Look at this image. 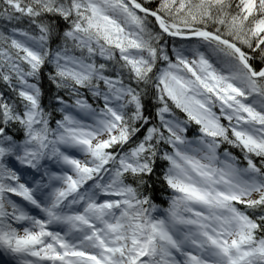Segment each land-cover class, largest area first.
I'll return each mask as SVG.
<instances>
[{
  "label": "snow or ice",
  "instance_id": "6c2138e0",
  "mask_svg": "<svg viewBox=\"0 0 264 264\" xmlns=\"http://www.w3.org/2000/svg\"><path fill=\"white\" fill-rule=\"evenodd\" d=\"M0 264H264V0H0Z\"/></svg>",
  "mask_w": 264,
  "mask_h": 264
}]
</instances>
